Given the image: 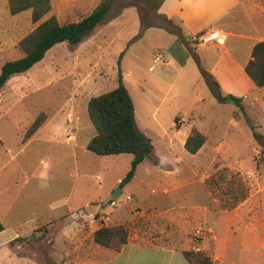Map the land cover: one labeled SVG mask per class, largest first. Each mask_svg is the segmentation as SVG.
Wrapping results in <instances>:
<instances>
[{
	"label": "rangeland",
	"instance_id": "rangeland-1",
	"mask_svg": "<svg viewBox=\"0 0 264 264\" xmlns=\"http://www.w3.org/2000/svg\"><path fill=\"white\" fill-rule=\"evenodd\" d=\"M49 1V11L33 22L31 9L12 14L8 0H0V69L23 55L20 40L43 19L77 21L102 2L110 7L88 37L55 44L0 91V264L145 258L131 242L119 252L96 244L92 234L103 225H123L129 240L206 254L196 247L210 246L202 243L210 227L212 243L231 241L227 256L237 252L238 214L217 208L231 196L233 171L249 188L248 213L264 211V87L244 71L253 44L264 41V0H221L225 11L209 26L227 34L209 27L194 33L201 41L188 35L187 45L179 28L189 34L216 9L185 22L159 15L163 0ZM167 1L172 11L177 2ZM118 75L152 151L113 197L132 155L87 149L95 129L86 106L114 88ZM212 80L221 95L242 97L245 114L218 99ZM37 118L39 127L26 135ZM193 128L205 142L190 153L184 143Z\"/></svg>",
	"mask_w": 264,
	"mask_h": 264
},
{
	"label": "trees",
	"instance_id": "trees-1",
	"mask_svg": "<svg viewBox=\"0 0 264 264\" xmlns=\"http://www.w3.org/2000/svg\"><path fill=\"white\" fill-rule=\"evenodd\" d=\"M109 2L105 1L91 12L77 21L59 22L54 15L40 21L36 27L26 34L19 42L23 55L5 61L0 69V91L6 81L15 75L21 74L39 62L45 53L60 42L77 44L88 37L102 21L109 10ZM10 13L15 14L31 9V19L38 21L50 9L49 0H8ZM244 71L256 87H264V41H256L250 52V57L244 65ZM206 74V72H204ZM213 91L220 101L230 100L245 114L242 97L231 94L221 95L217 83L211 81ZM87 115L92 123L95 134L89 139L86 147L97 155H115L130 153V166L119 181L122 188L134 176L137 166L152 151L150 139L139 131L134 123L133 101L118 75L117 85L100 94L89 97L87 100ZM41 123L37 118L31 124L26 135L35 131ZM251 128L255 125L247 120ZM205 142L201 131L193 128L187 136L184 147L190 153H195ZM227 198H221L220 211H230L244 201L249 188L243 183L239 172H231L228 182ZM3 225L0 222V231ZM93 241L103 247L118 251L128 240V231L123 225H103L92 234ZM183 255L190 264H213L210 254L204 251L187 249Z\"/></svg>",
	"mask_w": 264,
	"mask_h": 264
},
{
	"label": "crops",
	"instance_id": "crops-1",
	"mask_svg": "<svg viewBox=\"0 0 264 264\" xmlns=\"http://www.w3.org/2000/svg\"><path fill=\"white\" fill-rule=\"evenodd\" d=\"M176 6L171 11L167 8L166 4L167 0H163L161 4H159L157 10L161 13L159 15L165 18H171L172 16H179L181 21L188 20L189 18L199 17L207 14L209 11L217 10L216 14H212L208 21L201 23L197 28L190 31L189 34H184L182 28H179L177 31L180 37L183 39V42L187 45L188 35H193L197 31L202 29L209 28L211 24L214 23L221 15L219 13H223L225 8L223 7V3L221 0H176ZM209 29H212L211 27ZM213 30V29H212ZM215 31V30H213ZM216 33H227L218 30ZM227 39V37H226ZM225 39V40H226ZM183 45V42L179 40ZM177 40H174V43ZM174 45V44H173ZM252 81V80H251ZM245 203V204H244ZM246 208H244L245 206ZM250 202L249 200H245L239 207L234 211H224L230 212L233 214H238V218L240 220V224H238V229L241 231L240 241L238 242V251L234 252L230 256H227V250L231 245V241L224 240L222 244L217 243L216 241L212 243L211 238H215V234L212 228H205L206 231L211 232L209 236H204L202 243L207 241L210 246L204 247H196V249H206L211 258L213 260V264H263L264 263V211L254 209L249 212ZM232 230V227L230 228ZM4 230V226H3ZM1 230L0 232H2ZM233 233H235L233 231ZM16 234V231H15ZM206 238V239H205ZM228 239V238H227ZM128 242L134 243V245L138 246V249H145V258L144 259H133L127 260L124 263L120 264H190L188 260L183 255V250H187L188 248H181L178 246H174L172 244H159L153 242H139L133 240H127L126 243L122 245V247ZM2 243V242H0ZM212 244V246H211ZM122 247L116 251L119 252ZM106 248L107 247H102ZM102 248L98 251L101 252ZM110 249V248H109ZM113 250V249H112ZM114 251V250H113ZM98 256L91 258H83L75 261L74 263L68 264H103L108 261L106 259L98 260Z\"/></svg>",
	"mask_w": 264,
	"mask_h": 264
},
{
	"label": "built area",
	"instance_id": "built-area-1",
	"mask_svg": "<svg viewBox=\"0 0 264 264\" xmlns=\"http://www.w3.org/2000/svg\"><path fill=\"white\" fill-rule=\"evenodd\" d=\"M193 39H195V40H198V41H201L202 39H203V36L201 35V36H196V34H193ZM221 37H222V42L224 41V39H225V36L224 35H221ZM220 36L219 37H217V39H218V41H219V39L221 38Z\"/></svg>",
	"mask_w": 264,
	"mask_h": 264
},
{
	"label": "water",
	"instance_id": "water-1",
	"mask_svg": "<svg viewBox=\"0 0 264 264\" xmlns=\"http://www.w3.org/2000/svg\"><path fill=\"white\" fill-rule=\"evenodd\" d=\"M120 190H121V187L117 186V188H116V190H115V192L113 194V197H115L117 194H119Z\"/></svg>",
	"mask_w": 264,
	"mask_h": 264
}]
</instances>
